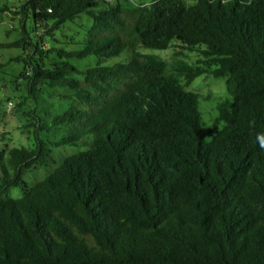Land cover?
<instances>
[{"label":"trees","instance_id":"1","mask_svg":"<svg viewBox=\"0 0 264 264\" xmlns=\"http://www.w3.org/2000/svg\"><path fill=\"white\" fill-rule=\"evenodd\" d=\"M11 13L41 34L22 29L10 60L26 98L71 94L50 118L30 112L33 148L0 147V264H264V0H22ZM81 18L87 36L42 50ZM171 47H200L204 66L146 53ZM203 74L226 77L231 97L207 142L185 91ZM79 144L26 186L49 148Z\"/></svg>","mask_w":264,"mask_h":264},{"label":"rangeland","instance_id":"2","mask_svg":"<svg viewBox=\"0 0 264 264\" xmlns=\"http://www.w3.org/2000/svg\"><path fill=\"white\" fill-rule=\"evenodd\" d=\"M119 4L125 8L148 5L154 0H118ZM196 0H184L186 6H191ZM22 0H0L1 6H8L12 11H15ZM11 12H4L0 14V63L3 65L0 71V147H34V138L32 123L34 118L29 114L31 111L42 118H50L59 108L69 102L68 97L71 92L67 89L51 90L42 88L43 91L38 98L36 104L26 98V91L24 82L19 79V73L22 69L21 63H16L12 58H19L23 55L19 47L14 46L21 40L23 34L22 29H26L30 37L35 39L40 36V31L33 33L30 29L29 23L23 22L20 16L13 15ZM92 22L89 18H81L75 21L66 30L56 33L54 40L46 39L42 46V50H49L50 48H60L62 50H69L72 45L78 40L87 36V30L90 28ZM85 26V27H83ZM200 47L194 51L184 50L181 47H171L167 51H146L148 54L159 56L166 65L170 67H177L180 63H184L189 67H203L201 63L203 57L200 55ZM58 60L55 54H48L47 60ZM91 59L81 61H73L71 64L76 68H87L94 65ZM226 77L213 78L211 75L203 74L195 78L192 83L185 88L189 91L199 95V111L202 118V138L205 142L209 141L211 137V130L214 125L218 128L221 123L218 119L217 106L225 102L231 101V97L226 91ZM24 104L20 111H17V104ZM89 142V139H84ZM48 160L45 167L31 168L23 173V181L27 187H31L35 183L44 179L51 173L61 161L78 151L85 150L79 144L77 147H60L49 148ZM22 195L21 190L12 188L7 193V197L16 199Z\"/></svg>","mask_w":264,"mask_h":264}]
</instances>
